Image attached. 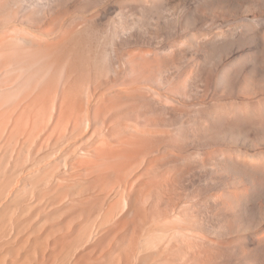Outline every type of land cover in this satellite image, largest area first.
I'll return each mask as SVG.
<instances>
[{"label": "rangeland", "instance_id": "374dc122", "mask_svg": "<svg viewBox=\"0 0 264 264\" xmlns=\"http://www.w3.org/2000/svg\"><path fill=\"white\" fill-rule=\"evenodd\" d=\"M8 27L81 109L14 167L26 264H264V0H0Z\"/></svg>", "mask_w": 264, "mask_h": 264}, {"label": "bare ground", "instance_id": "6f19581e", "mask_svg": "<svg viewBox=\"0 0 264 264\" xmlns=\"http://www.w3.org/2000/svg\"><path fill=\"white\" fill-rule=\"evenodd\" d=\"M10 27H8L9 30H1L2 32H0V264H26V260H28V254H29V242L31 240L30 236L32 235L31 218L29 216L30 212L28 211L30 209L29 208L30 201L32 202V200H30V197L28 196L29 195V191H28L29 184H28V182H29L30 178L27 180L26 177H23L20 179V184L18 186L16 185L17 186L16 188L14 187V183H13L14 188L11 187L12 186L11 180H12V177L14 176V172L21 174V172L24 171L23 170L24 168L21 165L20 166H21L23 171L20 168L21 171L17 170V172H16V168H14V167H15V165H19L18 160H20L21 157L25 158L27 156V154H29L28 152L30 151L29 150L30 147L35 146V143L38 145V147H35V148L33 147V149H31V150H35V151H36V149L40 150V153L39 152L38 153L41 155L49 143L51 146L52 144L54 145V143L57 144L58 142H61V139L64 137V134H66L65 133L66 130H64L65 126H67L69 122L71 123L70 126H71L73 134L78 135L77 131H80L78 128H79L80 122H81V116L78 113L81 111V109H80V111L75 110V107H76L75 103L77 102L76 94H75L72 86L69 85L70 83L69 84H65L62 82L58 83L59 81H56L55 77L53 78V76L55 74V73L53 74V71L51 72L52 74L50 73L52 80L46 79L45 75L48 76V74H49L48 73L49 69L45 68L49 63L46 66L44 65V63H46L47 58H46V60H44L45 62L40 63L42 66L39 65L38 60H40V62L42 60L39 59L38 57H37L38 58V60H37L35 58L36 56L34 57V54H35L34 51L33 52L28 51V50H33L35 48L31 47V49H30V47L28 46L29 49L24 48L25 49V52H24V49L21 48L23 46L17 45L21 41L17 42V40L15 39V37L16 38H20V37L17 35V32H15V31L14 32L16 33V36H14L15 33L14 32L11 33L12 30H10ZM18 40H20V39H18ZM53 42H54V40H53ZM15 44H16V46H19L18 51L22 49L23 53H25V54H23L20 51L19 55L18 54L15 55V53H16L15 52L16 50L14 49ZM21 44H23V43H21ZM39 48L41 49V47H39ZM26 49H28V50H26ZM40 49H38V50L35 49L37 54H38V51ZM41 52H43V50ZM41 52H39V54H41ZM20 53H22V54H20ZM32 53H33L32 59L30 58L31 60H29V55H32ZM37 54H35V55H37ZM33 57H34V59H33ZM40 57H44V59H45V56H40ZM242 57L246 60L249 59L251 57L249 50L245 49L244 52L242 53ZM36 60L38 62H36ZM34 63H36L39 66H37ZM33 66H35V67L37 66V68L34 67L35 68L34 69ZM49 66L50 65H48V67ZM45 69L47 70L46 72H45ZM52 69H53V67L51 68V70ZM44 72H45V74H44ZM42 74H44V75H42ZM68 81H67V83H68ZM76 89H77V87H76ZM76 129H78L76 131L77 133H74V131ZM63 130H64V133H63ZM81 131L79 132V134L81 133ZM33 143H34V145H33ZM69 145H71L69 148L73 147L72 150L75 148V146H74L75 144H68V146ZM54 147H56V146L54 145L50 150H48V154H46V152L44 151V154H42L43 156L42 157L40 156V158H43L42 160H44L45 157H46L45 159H47V158L49 159V157H47V155H49V154L52 157V154L49 152L51 150H53ZM57 148L59 149L60 147L58 146ZM61 148H63V147H61ZM64 148L65 149L64 150L62 149L63 152H61V153L62 154L68 153L69 149H66V147H64ZM58 149H56V150H58ZM56 150H53V152H55ZM72 150L70 149V152H72ZM73 151H75V149ZM56 152L53 154L58 155V154H56ZM38 153L36 151V154H38ZM74 153L75 152H73L72 154L74 155ZM37 156H39V155H37ZM69 156H70V154H69ZM75 156L77 157L76 154H75ZM80 157L82 158V160H78L79 157L77 158V160L80 161L77 163V166H81V164L83 162L85 163V161H86V159L83 156L80 155ZM29 158H31V157L29 156ZM29 158L27 157V159H29ZM25 159H23V160H25ZM66 159H67V156H66ZM35 160H37V159H35ZM35 160H34V162H35ZM42 160H41V162H42ZM83 160H85V161H83ZM38 161L39 160H37V162ZM24 162L25 161H22V163H24ZM54 162H57V161L55 160ZM38 163H40V162H38ZM44 163H46V162H44ZM49 163L50 162L46 163V165L44 164V166L41 167L43 170L42 169H40V170H42L43 173H45L44 176H42V177H45V175H47L46 172L52 171V170H54V168H56L55 166H53L54 164H51L52 161L50 163L51 166H49L50 165ZM58 164H59V162H58ZM38 166H36V167L38 168ZM59 169H61V168H59ZM13 170H14V172H13ZM56 171H58V170H56ZM106 171L107 170H102V172H104V173L103 174L101 173V174L104 177L107 176ZM115 172H116V169H115ZM51 174H53V172L50 173V176H51ZM19 175H18V177H19ZM15 176H17V175H15ZM53 176H54V174L51 177H53ZM55 177H53V178L58 181V179H56L57 177L56 178ZM47 178H49V177H46V179ZM54 179L50 180V178H49L48 182L53 181L52 183H54L55 182ZM37 180L40 181V179H38V178H37ZM15 183H17L16 180H15ZM41 183H43V182H41ZM39 185H40V183H39ZM39 185H38V187H39ZM47 185L49 186L50 184L47 183ZM40 187H41V185H40ZM43 187H44V185H43ZM252 188L253 187L251 186V184L249 182H245L244 191L246 193H251ZM43 192H46V191H43ZM231 203L233 206L237 205V203L235 201H232ZM32 204H33V202H32ZM31 206L32 205H30V207ZM31 210H32V207H31ZM96 216H98V215H96ZM102 216H105V215L103 214ZM35 224H39V223H35ZM175 224H176V222H175ZM85 225L88 226V224H85ZM90 225H92V224H90ZM83 230H85V229H83ZM41 238H42V236L39 235L38 239H41ZM152 243H153V241H152ZM39 246L41 247L40 249H38L40 251L43 248L41 245H39Z\"/></svg>", "mask_w": 264, "mask_h": 264}]
</instances>
